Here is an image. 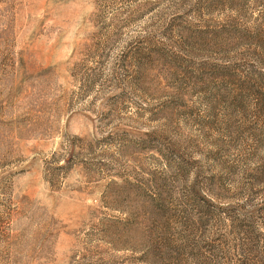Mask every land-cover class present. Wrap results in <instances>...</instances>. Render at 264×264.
I'll use <instances>...</instances> for the list:
<instances>
[{"label": "rangeland", "instance_id": "obj_1", "mask_svg": "<svg viewBox=\"0 0 264 264\" xmlns=\"http://www.w3.org/2000/svg\"><path fill=\"white\" fill-rule=\"evenodd\" d=\"M0 264H264V0H0Z\"/></svg>", "mask_w": 264, "mask_h": 264}]
</instances>
